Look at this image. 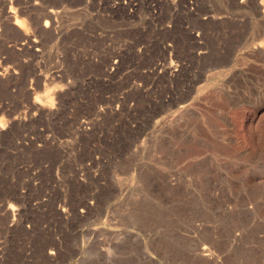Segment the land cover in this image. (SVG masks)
I'll return each instance as SVG.
<instances>
[{
    "label": "rangeland",
    "instance_id": "1",
    "mask_svg": "<svg viewBox=\"0 0 264 264\" xmlns=\"http://www.w3.org/2000/svg\"><path fill=\"white\" fill-rule=\"evenodd\" d=\"M0 264H264V0H0Z\"/></svg>",
    "mask_w": 264,
    "mask_h": 264
},
{
    "label": "bare ground",
    "instance_id": "2",
    "mask_svg": "<svg viewBox=\"0 0 264 264\" xmlns=\"http://www.w3.org/2000/svg\"><path fill=\"white\" fill-rule=\"evenodd\" d=\"M50 12H52V11H50ZM49 16V15H48ZM207 249V248H206ZM202 250V249H201ZM205 250V249H204ZM209 250V249H208ZM204 255H207L208 253L207 252H205V253H203Z\"/></svg>",
    "mask_w": 264,
    "mask_h": 264
}]
</instances>
